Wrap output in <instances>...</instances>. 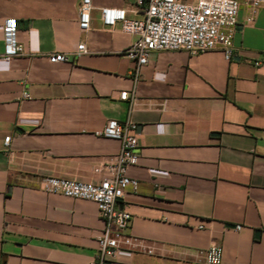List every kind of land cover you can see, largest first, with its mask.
<instances>
[{"label":"crops","instance_id":"obj_1","mask_svg":"<svg viewBox=\"0 0 264 264\" xmlns=\"http://www.w3.org/2000/svg\"><path fill=\"white\" fill-rule=\"evenodd\" d=\"M79 1L0 0V264L95 260L104 230L96 204L47 193L41 180L105 177L120 149L101 134L108 120L133 122L139 144L127 170L137 188L116 204L132 216L135 245L113 264H203L199 251L214 242L221 264H264V64L254 65L264 55V7L248 23L239 0L230 60L220 48L160 50L136 78L125 53L134 36L100 13L141 18L135 1L92 0L86 33ZM8 18L23 52L5 60ZM81 42L86 52L76 53ZM51 53L71 60L51 63Z\"/></svg>","mask_w":264,"mask_h":264},{"label":"built area","instance_id":"obj_2","mask_svg":"<svg viewBox=\"0 0 264 264\" xmlns=\"http://www.w3.org/2000/svg\"><path fill=\"white\" fill-rule=\"evenodd\" d=\"M141 18L133 19L123 8L102 7L101 18L105 25L120 24L122 32L134 36L133 42L126 48V55L134 60V76L137 78L139 67L147 62L148 56L160 50H185L197 53L220 48L227 60L233 55V36L236 29L239 0H134ZM250 11L246 22L254 19L256 12L264 7V0H243ZM92 0H80L78 5V23L81 32L90 29ZM17 24L14 18H8L2 25L4 41L3 58L10 60L23 52L17 41ZM86 52L84 43L77 46L76 53ZM51 63L67 62L71 56L66 53H51L47 56ZM264 64V55L254 62L255 66ZM23 97H28L23 93ZM122 100L133 103V93L123 91ZM136 125L130 120L119 122L108 120L101 134L119 141L120 149L114 160L106 166L107 175L99 181H84L57 176H46L41 180L43 191L61 194L70 198L86 199L94 202L104 221V230L97 238L96 258L90 264H113L116 253L123 248L134 247V238L126 230L132 216L118 209L116 204L128 190L137 188V180L127 174L130 166L138 163V136ZM9 136L4 138L7 145ZM146 252L151 250L140 246ZM199 260L203 264H221L222 246L212 243L199 251Z\"/></svg>","mask_w":264,"mask_h":264}]
</instances>
